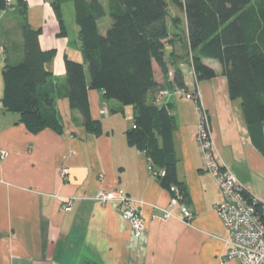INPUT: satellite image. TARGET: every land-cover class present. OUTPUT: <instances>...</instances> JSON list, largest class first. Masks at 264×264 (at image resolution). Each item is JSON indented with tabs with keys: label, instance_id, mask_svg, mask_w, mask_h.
I'll list each match as a JSON object with an SVG mask.
<instances>
[{
	"label": "crops",
	"instance_id": "crops-1",
	"mask_svg": "<svg viewBox=\"0 0 264 264\" xmlns=\"http://www.w3.org/2000/svg\"><path fill=\"white\" fill-rule=\"evenodd\" d=\"M26 1L30 26L42 30V50L56 52L47 69L59 89L55 96L59 129L47 127L33 133L19 113L6 111L0 103V147L7 154L0 159V264H242L226 257L229 234L215 210L223 196L197 139V104L177 95L156 101L170 107L176 117L177 177L187 192L184 204L194 214L192 224L187 225L179 219L181 206L172 205V191L153 173L148 155L128 142L134 108L107 100L103 91L91 90V114L100 122V134L89 132L80 113L71 109L66 59L84 61L79 28L75 43L68 31L60 37L59 21L49 1ZM9 10L1 11V16L6 17ZM182 20L184 36L187 27ZM23 46V39L14 41L11 28L0 22L1 72L7 62L22 61ZM205 63L219 72L217 78L198 82L190 63L179 67L188 92L198 90L211 117L216 159L249 193L264 199V123L260 147L242 102L230 98L219 64ZM3 93L2 79L0 100ZM63 168L69 170L66 180L61 176ZM101 191H118L144 203L146 229L141 239L134 238L114 204L96 200ZM64 199H73L68 210H62ZM162 209H171L178 218L163 221Z\"/></svg>",
	"mask_w": 264,
	"mask_h": 264
},
{
	"label": "trees",
	"instance_id": "trees-1",
	"mask_svg": "<svg viewBox=\"0 0 264 264\" xmlns=\"http://www.w3.org/2000/svg\"><path fill=\"white\" fill-rule=\"evenodd\" d=\"M65 1L75 4L84 55L83 62L66 59L71 109L80 113L89 132L100 134V122L91 114V90L103 91L107 100L132 106L135 119L127 132L129 144L148 155L152 171L164 188L181 192V203L186 201L187 192L177 177L173 141L176 117L170 107L159 106L156 97L151 98L160 88L177 86L188 92L180 64L190 63L198 82L219 76L205 60L219 64L220 74L228 80L230 98L242 102L249 129L261 147L264 0H109L112 24L104 33L99 22L107 16V8L101 0H56L52 7L60 37L67 36L61 10ZM10 8H16L23 18V59L3 67L0 103L6 111L19 113L33 133L47 127L58 130L55 96L59 89L51 82L52 73L47 69L56 52L42 50V30L30 26L26 0H14L10 6L0 0V11ZM173 8L186 21L184 36L183 18L173 15ZM168 48L172 49L169 57Z\"/></svg>",
	"mask_w": 264,
	"mask_h": 264
},
{
	"label": "built area",
	"instance_id": "built-area-1",
	"mask_svg": "<svg viewBox=\"0 0 264 264\" xmlns=\"http://www.w3.org/2000/svg\"><path fill=\"white\" fill-rule=\"evenodd\" d=\"M10 6L14 0H6ZM173 80V73L169 75ZM175 94L192 99L199 111L198 142L205 153L208 161V171L216 178L223 201L215 206L216 212L222 219L229 234L227 241L228 260H239L242 264H264V199L259 198L246 189L236 178L233 172L225 165H221L215 155V146L212 138L211 117L200 100L198 90L186 94L185 90L174 86L172 89L163 88L157 92L156 101ZM107 112V110H105ZM134 128H136L134 126ZM7 154L0 147V159H5ZM69 170L63 168L61 176L63 180L68 177ZM175 198L172 205L179 204L182 216L179 218L183 223L191 225L194 214L181 203V192L172 188ZM62 210H68L73 205V199H64ZM96 200L101 204H114L124 220L131 228L135 239H141L145 233V220L141 211L143 202H137L118 191H101ZM136 204H139L136 206ZM162 220L178 218L171 209H162Z\"/></svg>",
	"mask_w": 264,
	"mask_h": 264
},
{
	"label": "rangeland",
	"instance_id": "rangeland-1",
	"mask_svg": "<svg viewBox=\"0 0 264 264\" xmlns=\"http://www.w3.org/2000/svg\"><path fill=\"white\" fill-rule=\"evenodd\" d=\"M49 3L52 5L53 2L56 0H48ZM106 8H107V16L102 19L99 22V27L101 33L106 32V30L111 26L112 19L109 12V0H101ZM28 3V2H27ZM28 10H29V4H28ZM62 10V17L65 23V26L67 28V31L69 33V40L72 43H75L77 37H78V26L76 24V12H75V4L72 1H65L62 3L61 6ZM9 14L6 17H2L0 13V22L3 23V27H10L11 28V34L14 41L19 42L23 39L22 34V25H23V18L19 14V11L16 8H10ZM1 12V11H0ZM174 12H178L180 14V11H178L176 8H174ZM174 15V14H173ZM175 28L172 29V32L175 33ZM170 48L167 49V54L169 55ZM2 72L0 71V80H2ZM161 90V88L159 89ZM191 92H186V94H190ZM175 95V94H172ZM186 96V95H185ZM183 97L185 100L188 99V97ZM187 101H191L192 103H195L192 101V99H188ZM196 104V103H195Z\"/></svg>",
	"mask_w": 264,
	"mask_h": 264
}]
</instances>
